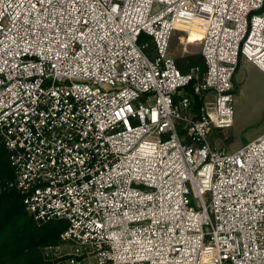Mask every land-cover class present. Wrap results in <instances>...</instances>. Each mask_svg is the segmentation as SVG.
<instances>
[{"label": "built area", "instance_id": "obj_1", "mask_svg": "<svg viewBox=\"0 0 264 264\" xmlns=\"http://www.w3.org/2000/svg\"><path fill=\"white\" fill-rule=\"evenodd\" d=\"M241 58L264 72V0H0V192L67 221L47 264H264V132L210 141Z\"/></svg>", "mask_w": 264, "mask_h": 264}, {"label": "trees", "instance_id": "obj_2", "mask_svg": "<svg viewBox=\"0 0 264 264\" xmlns=\"http://www.w3.org/2000/svg\"><path fill=\"white\" fill-rule=\"evenodd\" d=\"M176 62L182 72H188L192 66L206 68L202 54L178 57ZM14 178L15 169L0 135V180L6 182ZM67 225V221L61 219L36 221L15 188L0 192V264H47L41 248L57 243Z\"/></svg>", "mask_w": 264, "mask_h": 264}, {"label": "rangeland", "instance_id": "obj_3", "mask_svg": "<svg viewBox=\"0 0 264 264\" xmlns=\"http://www.w3.org/2000/svg\"><path fill=\"white\" fill-rule=\"evenodd\" d=\"M178 31L172 38L171 50L175 58L201 54L200 35ZM153 53V42L147 38ZM236 96L234 123L229 128L215 129L210 141L218 148L234 151L264 132V72L255 64L241 58L234 75ZM206 200L209 196L206 194Z\"/></svg>", "mask_w": 264, "mask_h": 264}]
</instances>
